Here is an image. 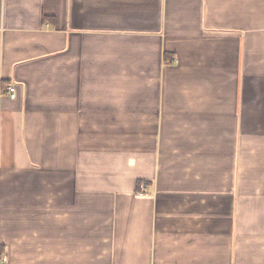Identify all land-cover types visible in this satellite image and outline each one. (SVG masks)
Wrapping results in <instances>:
<instances>
[{"label":"crops","instance_id":"1","mask_svg":"<svg viewBox=\"0 0 264 264\" xmlns=\"http://www.w3.org/2000/svg\"><path fill=\"white\" fill-rule=\"evenodd\" d=\"M0 264H264V0H0Z\"/></svg>","mask_w":264,"mask_h":264},{"label":"built area","instance_id":"2","mask_svg":"<svg viewBox=\"0 0 264 264\" xmlns=\"http://www.w3.org/2000/svg\"><path fill=\"white\" fill-rule=\"evenodd\" d=\"M8 95L14 99L16 97V87L15 86H9L8 87ZM147 193V186L146 184L143 182L139 185V192L138 194L140 196H144Z\"/></svg>","mask_w":264,"mask_h":264}]
</instances>
